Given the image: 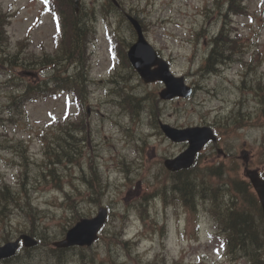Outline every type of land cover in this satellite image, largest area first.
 I'll return each mask as SVG.
<instances>
[{
	"label": "rangeland",
	"instance_id": "rangeland-1",
	"mask_svg": "<svg viewBox=\"0 0 264 264\" xmlns=\"http://www.w3.org/2000/svg\"><path fill=\"white\" fill-rule=\"evenodd\" d=\"M127 1L131 3L138 0ZM214 1L153 0L152 5L145 4L142 1L138 2L137 6L143 9L146 22L153 23V26H146L149 39L157 47H160L164 56L173 60V68H175L177 74H187L192 65L191 63L189 64L188 60L193 55L190 52L192 45L188 44L191 32L193 30L198 31L205 24L207 27L213 26L215 28L213 23L218 17L217 12L219 11L215 8L217 2L213 3ZM83 2L86 9L90 10L94 0H83ZM247 4L250 6L248 8L254 17L253 20L248 19V17H241L235 20V25L238 31L239 29L242 32L244 31L245 38L248 39L251 47L261 53L259 63L261 68L248 76L246 86L249 87L254 80L261 79L264 81V0H249ZM207 7L210 9L209 13ZM0 9L9 11L8 13L11 14L12 19L7 31L12 42L16 43L18 40L28 38L31 49L37 53H39L40 47H44L46 50L53 48L52 40L56 34L53 31L52 18L42 11L39 2L36 0H0ZM125 36L127 38V34ZM242 40H244L243 37ZM98 55L101 61L98 63V68L90 73L91 78L96 81V84L101 79L116 78L117 84H104L100 88L97 86L94 91L90 92L93 94L90 96L86 108L84 107L86 116L82 117L84 127L82 137H86L84 142L85 154L80 156L79 161L71 166L63 164L53 167V169H56L58 176H51L48 182L44 181L41 173H37V167L31 166L30 171L32 175H35V179L29 181L28 190L33 212L28 213L14 209L10 215H6L4 212L1 214L0 237L5 229L11 230L10 240L20 233L30 232L31 230H33V233L36 230L39 233V237L43 238L41 245L27 251L22 250L19 256L20 259L14 260L11 264H99L101 261L109 264L106 246V244L111 246L112 243L108 237L109 229L116 227L118 222L124 223L126 221V227H120L121 232L126 235V238H130L129 236L137 237H134L135 239L133 238V240L139 242L136 247L139 253H133V255L136 258L138 255L140 259L145 261L156 254L163 255L170 260L180 258L191 261L194 264H250L246 259L264 260V221L257 216L258 213L256 211L247 212L249 211L247 209L249 208L248 204L246 202L241 203L243 198L239 199L238 197L241 193L237 192L231 183L229 185L232 187L226 191L228 195L230 194L229 196L221 191L218 192V206L220 210L225 212V215L217 212L211 206V199L208 200V203L203 200V198L211 195V191L206 186L221 184L222 182L220 181L227 183L230 180V173H226L228 180L224 179L225 175L222 174L220 175L224 177L222 180L216 177L217 181L211 183L208 181L207 176L199 177V181L184 180L180 183L179 192L190 201V205L194 204L195 212L190 215L194 221L193 225L186 222L188 214V216L183 215L185 216L184 219L178 220L179 218L175 217L174 208L165 209L162 204L163 198L172 192L169 189L171 185L169 181L170 175L160 171V162L161 158H171L172 155L179 152V149L178 147L163 144L160 139L144 137L145 128L141 125L138 127L132 125L130 131H124V129L129 128L126 124L130 122V119L121 116L117 117V111H120V109L116 105L113 93L116 90L124 89L134 94H147L150 102L151 94L154 93L156 95L160 88L157 85H143L138 77L131 75L129 69H126L125 66L121 67L123 70L119 71L118 75L116 72H107L102 49H98ZM200 56L201 54L199 53L195 55L196 64H199ZM237 70V67L231 66L223 73V76L226 77H222L221 73L208 76L205 82V93L208 98L200 95V98L206 101L200 108L204 113L213 115V113L216 114V112L221 110L226 111L235 107L239 102L244 105L243 112L252 111L251 100L254 105L262 109V106L257 103V99L249 97L245 91H240L235 89V87L233 89V85L239 81V77L243 74L239 76ZM0 74H5V71H1ZM13 74L17 75V71L15 70ZM260 75L261 78H259ZM119 77L124 78V80ZM28 78V76H25L23 79L30 81ZM41 78L42 76L40 78L39 76L37 77L38 80ZM0 80L3 81L4 79ZM191 80L197 81V77L193 76ZM5 93V90H0V113L3 110H7L5 106L8 100L4 98ZM64 102L65 98L63 95L29 102L21 119L14 127L0 130L2 132L7 131V136L13 138L12 141L15 143L24 142L23 144L27 146L32 159L36 161L43 160L44 151L41 149L38 134L43 132L44 129L49 132L52 119H58L65 113ZM92 108L97 109L98 113L92 114L90 112ZM69 111L70 113L67 112L70 115L68 117H75V110L69 109ZM189 113H193L192 108L189 109ZM261 113L262 110H259V113H255L254 121L261 117L258 116L262 115ZM99 115L106 117L105 122L99 118ZM174 120L179 122L181 119L178 117L174 118ZM113 122L119 123V126L121 124L126 126L115 127ZM192 122L193 120L187 116H183L181 120V123L186 125ZM56 137L59 140H64V132L58 133ZM225 137L227 141H223ZM263 138L264 128L249 127L244 131H238L234 135L229 134V136L222 137L220 147L223 148V144L227 145L228 148L225 149V152L233 153L240 160L242 158L240 147L244 146L250 155L249 166L264 173ZM243 141L249 146L244 144ZM67 143L71 145V139ZM95 149L97 150L96 152H94ZM95 153L97 157L92 156ZM13 156L15 154L12 152L11 154L4 151L0 152V177H5L7 182L12 184L15 183L17 174V168L12 164ZM124 157L126 162L123 161ZM219 157L221 156L216 155L212 158L208 156L203 162L223 161ZM89 162H91V168H88ZM230 164L228 163V167H230ZM126 165L133 169L132 174H128L125 168ZM137 165H141V167L139 168ZM81 166H83L85 174H87V169L91 171L90 169L93 168L99 173L101 178L95 181V185H99L100 180L102 182H107V180L111 182L105 185L104 193L106 196L104 198L100 199L98 197V199L90 201L91 191H87L86 186L81 182ZM244 166L245 164L234 172L230 182L245 178ZM73 178L75 181L72 183L71 180ZM172 195V197L167 198L174 204L179 203V206H184L180 200L176 199L173 193ZM154 196H157V199H153ZM146 202H148L147 206L145 205ZM197 204L199 205L198 209L196 207ZM202 204H207V207L210 206L209 210L211 212L202 210ZM142 205L150 211L143 221L144 223L135 221L140 216L138 210ZM100 206L109 207L111 210L106 237L100 240L91 250L83 248L68 249L59 252V254H53L52 243L62 238L60 235L62 227L66 228L70 224L73 225L74 218L93 216ZM136 206L138 207L135 208ZM177 211L179 214L184 213L179 208ZM243 212L245 213L243 222L246 221V216L250 218L253 216V219L251 218L252 224L250 222V229L249 224L239 226V223H237V228H242L243 232H247L245 235H248L249 230H252L248 237L247 247H249V250H237L235 248L233 249L235 251L233 256L228 254V252L225 253L215 233L216 236H213V238L217 241L207 237L211 234L206 233L213 232V223L208 218V215L216 218L218 225L226 227L228 223L230 224L233 221L231 219L227 223V213L239 218L243 216ZM223 218L224 220L220 222ZM182 220L183 223L180 224ZM196 222H199L201 227L200 235L198 231L201 240L196 244H190L186 239L197 235L195 230ZM160 228H162L163 232L157 237L156 234H158ZM205 230L206 233L204 232ZM37 239L39 240V238ZM184 239L185 242L183 241ZM2 243L0 242V244ZM112 248H114L113 245L110 247V254H112V259L116 260ZM246 253L248 254L247 257L243 255ZM148 254L149 257L145 258L144 256ZM57 255H60L61 258H57ZM123 256L127 264H135L128 259V256L126 257L124 254ZM173 263V261L168 262V264Z\"/></svg>",
	"mask_w": 264,
	"mask_h": 264
},
{
	"label": "trees",
	"instance_id": "trees-1",
	"mask_svg": "<svg viewBox=\"0 0 264 264\" xmlns=\"http://www.w3.org/2000/svg\"><path fill=\"white\" fill-rule=\"evenodd\" d=\"M49 1V5L51 7V9L53 10V8L58 11V13L61 15H63V19L65 20V26L66 29L67 28H71V27H75L77 30H79V25L77 23V21H79V17L76 15H73V13L70 11L71 9V4L73 0H48ZM53 7V8H52ZM67 14V15H66ZM5 18L3 16H0V34L2 32V28L5 27ZM77 23V24H76ZM76 24V25H75ZM16 55V54H15ZM43 57V56H42ZM17 58V55H16ZM25 60L22 59V63L20 64V66L23 69H32V67L34 66H39V65H43L41 64L40 61L38 60H32L33 59V54L29 53L27 55H25ZM47 57H44V60ZM15 56H11L10 54V48H8V54L6 57V64L8 65L9 63H15L14 62ZM28 60V61H27ZM210 61V60H209ZM61 87H57L55 85L53 86H49V84L47 83V81H44L42 83L36 84V85H31V84H26L23 85L22 90H23V94L20 97V100L17 102H13L12 104V112L13 113H20L21 112V106H24V104L29 101L32 100L36 97H47L49 94H56L59 91H65V89H67V86L65 84L60 85ZM77 93H79L76 90ZM75 93V92H74ZM42 95V96H41ZM22 104V105H21ZM21 105V106H19ZM18 109V110H16ZM16 110V111H15ZM7 123L12 124L14 122L13 119H11V117L6 121ZM235 123L239 124L240 123V119H236ZM64 127L61 126V129H63ZM50 142V141H49ZM63 139H61L60 143L57 145V147L54 149L53 147V156L55 157L53 160L55 162L60 163L62 161V157L64 155V150H68L69 149V144H63ZM22 159L24 160V162L26 163L27 160V155L24 153L21 155ZM14 200L11 197V193L7 190V188L4 186V188L0 189V204H5V203H13ZM239 226H241L242 224H238ZM237 228V226H236ZM239 228V227H238ZM237 228V230H238ZM251 232V231H250Z\"/></svg>",
	"mask_w": 264,
	"mask_h": 264
},
{
	"label": "water",
	"instance_id": "water-1",
	"mask_svg": "<svg viewBox=\"0 0 264 264\" xmlns=\"http://www.w3.org/2000/svg\"><path fill=\"white\" fill-rule=\"evenodd\" d=\"M141 57H145L146 51L140 53ZM160 71L158 73V78L167 82L169 80V76L167 73V66L163 62H158ZM141 75L142 73L139 72ZM184 92L183 87H179V90L175 92V94H181ZM182 140H186L189 142V150L188 154L189 155H194L197 151L201 149L203 144L207 141L208 135L204 130H199V129H193V130H188L184 131L181 136ZM247 176L251 180L255 190L258 193V196L261 201V205L264 211V182L260 181L257 178V175L248 173ZM104 211H100V215L96 217L95 219L91 221H86L82 220L80 223L77 224L76 228L73 229L72 231L69 232L66 240L62 243H60V246H70L74 244H84V243H89L93 237L96 229L100 224H102L104 220ZM23 239L24 243L26 246H30L33 244V242L25 237H21ZM18 248L17 242L15 243H8L4 245L3 247H0V260L8 258L12 255L15 254L16 249Z\"/></svg>",
	"mask_w": 264,
	"mask_h": 264
},
{
	"label": "bare ground",
	"instance_id": "bare-ground-1",
	"mask_svg": "<svg viewBox=\"0 0 264 264\" xmlns=\"http://www.w3.org/2000/svg\"><path fill=\"white\" fill-rule=\"evenodd\" d=\"M184 184H186V182H184ZM178 190H180L179 188H178ZM183 190V189H182ZM184 191V190H183ZM185 192V191H184Z\"/></svg>",
	"mask_w": 264,
	"mask_h": 264
}]
</instances>
